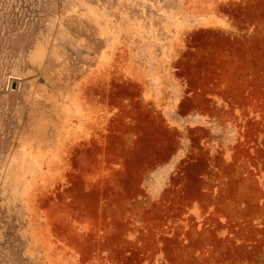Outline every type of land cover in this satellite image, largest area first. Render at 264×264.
<instances>
[{
    "label": "rangeland",
    "instance_id": "374dc122",
    "mask_svg": "<svg viewBox=\"0 0 264 264\" xmlns=\"http://www.w3.org/2000/svg\"><path fill=\"white\" fill-rule=\"evenodd\" d=\"M0 264H264V0H0Z\"/></svg>",
    "mask_w": 264,
    "mask_h": 264
},
{
    "label": "bare ground",
    "instance_id": "6f19581e",
    "mask_svg": "<svg viewBox=\"0 0 264 264\" xmlns=\"http://www.w3.org/2000/svg\"><path fill=\"white\" fill-rule=\"evenodd\" d=\"M224 42H225V41H224ZM224 42H223V43H224ZM207 60H208V59H207ZM233 60H234V58H233ZM223 63H224V62H223ZM235 63H236V62H235ZM237 63H238V62H237ZM230 64H231V63H230ZM231 65H232V64H231ZM234 66H235V65H234ZM225 69H226V68H225ZM227 73H228V72H227ZM229 74H230V73H229Z\"/></svg>",
    "mask_w": 264,
    "mask_h": 264
}]
</instances>
